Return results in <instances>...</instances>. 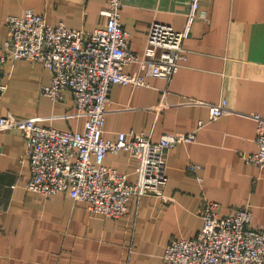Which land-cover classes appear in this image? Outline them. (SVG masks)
Instances as JSON below:
<instances>
[{"label": "crops", "instance_id": "0c3cea01", "mask_svg": "<svg viewBox=\"0 0 264 264\" xmlns=\"http://www.w3.org/2000/svg\"><path fill=\"white\" fill-rule=\"evenodd\" d=\"M109 0H0V35L8 33L11 14L27 10L92 32L106 23ZM192 0H131L122 21L131 32L130 47L147 56L154 22L186 28ZM186 57L171 78L148 73L143 62L124 70L142 74L146 85L113 84L105 137L145 133L195 132L196 138L167 151L162 194L133 195L129 213L106 217L68 192L42 195L27 187L31 167L24 159L21 130H0V264H161L173 238H194L203 226L206 200L221 213L246 205L254 224L264 227V169L248 161L258 150L257 116L264 117V0H200ZM0 90V117H37L44 125L80 130L71 90L54 101L41 92L52 71L36 60L9 59ZM230 109L214 120L211 105ZM200 120L207 123L203 126ZM105 164L136 179L138 160L123 149L108 153ZM197 165L196 171L189 166Z\"/></svg>", "mask_w": 264, "mask_h": 264}, {"label": "built area", "instance_id": "2783aa9c", "mask_svg": "<svg viewBox=\"0 0 264 264\" xmlns=\"http://www.w3.org/2000/svg\"><path fill=\"white\" fill-rule=\"evenodd\" d=\"M131 0H109L103 10L106 23L92 32L64 23L52 24L45 15L27 10L25 15L8 16V33L0 35V90L4 66L9 59L36 60L52 71L41 92L54 101L71 90L83 128L60 129L44 125L37 117H0V130H21L26 138L24 159L31 167L27 187L42 195L68 192L75 200L106 217L129 213L133 195L162 194L165 186L167 151L179 142L196 138L195 132L165 133L153 140L145 133H119L105 137L107 114L111 110L113 84L146 85L142 74L124 67L143 62L148 73L171 78L186 57L184 41L189 37L200 0H192L185 29L154 22L150 29L147 56L142 60L130 47L131 32L122 21V10ZM230 111L225 102L211 105L210 119ZM258 150L246 159L264 169V117L257 116ZM205 120H200L201 126ZM129 150L136 156V179L105 164L108 153ZM189 168L196 171L197 165ZM203 226L191 239L173 238L161 264H264V227L254 224V213L241 205L221 213L219 202L206 200L200 210Z\"/></svg>", "mask_w": 264, "mask_h": 264}]
</instances>
